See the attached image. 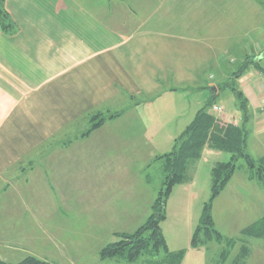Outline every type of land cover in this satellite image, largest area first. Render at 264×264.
Masks as SVG:
<instances>
[{"label": "crops", "instance_id": "crops-1", "mask_svg": "<svg viewBox=\"0 0 264 264\" xmlns=\"http://www.w3.org/2000/svg\"><path fill=\"white\" fill-rule=\"evenodd\" d=\"M3 7L16 26L13 35L0 31V211L15 219L12 229L25 223L13 213L14 196L23 201L39 167V174L52 173L50 156L83 145L103 127L105 119L86 131L97 115L114 122L126 110L145 107L160 127L187 116L184 130L212 97L217 104L234 54L254 56L232 79L248 78L252 69L236 91L245 115L256 111L264 125V59L257 60L264 51V0H4ZM193 93L201 99L189 103ZM245 115L223 112L220 120L244 128ZM216 153L206 148L198 162ZM128 204L91 219L140 225L139 205Z\"/></svg>", "mask_w": 264, "mask_h": 264}, {"label": "rangeland", "instance_id": "rangeland-1", "mask_svg": "<svg viewBox=\"0 0 264 264\" xmlns=\"http://www.w3.org/2000/svg\"><path fill=\"white\" fill-rule=\"evenodd\" d=\"M127 4L126 8L131 7V2ZM259 48L254 47L255 51ZM232 58L224 71L229 79L221 82H232L238 90L241 80L251 77L252 69L246 71L248 78L243 76L233 80L232 76L252 58L236 54ZM206 85L204 102L211 95ZM201 96L193 93L188 96L189 103L200 100ZM216 103L215 106H221L225 114L241 115L237 96L231 91L221 92ZM247 113L243 112L250 118L244 125L246 145L249 146L246 152L257 161L264 157V125L255 116L256 111ZM153 114L141 107L120 113L112 122L104 113L91 121L86 131L99 119L106 120L104 126L93 131L83 145L60 149L50 156L55 160L52 173L39 174V167V173L32 174L29 188L22 195L23 201L14 196V207L18 210L13 213H18V220H25V223H19L22 227L12 229L10 224L15 223V219L10 220L5 210L0 211V261L17 264L31 256L52 264H100V252L105 245L116 242L119 235H132L144 225L151 214L149 209L146 215L147 207L151 203L153 205L164 188L162 168L156 159L172 151L173 139L184 131L180 125L190 122L184 115L173 118V125L169 119L167 128L164 125L160 127L159 118ZM212 157L205 156L203 162L190 165L187 172L189 181L175 185L169 193L164 205L165 220L160 224L166 248L171 254L184 252L180 264H219L224 251L228 256L223 264H231L245 244L249 250L245 264H264V241L241 235L242 230L264 217V188L248 178L243 160L237 162V168L224 190L211 200L213 229L225 241L233 242V246L228 247L225 242L219 244L213 238L198 249L191 246L204 204L211 199L214 162L227 163L230 160V155L222 152ZM190 184L194 188L192 191ZM50 186L54 190L46 192ZM126 201L131 206L139 205L137 221L140 225L134 220L123 224L114 221L95 223L91 219L99 213L114 215L121 212L120 205ZM33 216L36 220L32 219ZM7 223L9 229L6 228ZM150 258L144 255L128 262L123 255L106 259L112 263L103 264H148ZM154 259H161V256Z\"/></svg>", "mask_w": 264, "mask_h": 264}, {"label": "trees", "instance_id": "trees-1", "mask_svg": "<svg viewBox=\"0 0 264 264\" xmlns=\"http://www.w3.org/2000/svg\"><path fill=\"white\" fill-rule=\"evenodd\" d=\"M4 0H0V31L6 35H13L16 32V26L11 21L3 7ZM253 64V60L241 66L235 76H239L246 70L248 65ZM254 66L257 68V64ZM222 91L229 90L237 96L239 108L245 112V100L241 94L234 89L231 83L225 84ZM214 98L200 109L192 122L184 131L175 138L172 151L156 159L162 168L164 177V188L160 190L157 198L151 206V214L147 221L132 235L122 234L117 236L115 243L104 247L100 252L101 259H112L125 255L128 262L148 255L150 260L148 264H180L184 252L171 254L168 252L160 224L165 220L164 205L165 201L172 191V188L181 184L183 181H189L187 175L189 166L198 162L204 149L208 148L216 152L227 153L230 160L227 163H217L211 169V199L204 204L201 218L193 234L191 246L194 249L205 246L208 239L213 238L217 243L225 242L226 245L233 246V242L225 241L222 236L214 231L211 219V200L217 197L226 187L237 168V162L243 160L250 180H255L264 188V158L254 160L247 152L246 132L241 126H233L223 123L220 119H214L208 115V110L214 105ZM100 117L99 115H97ZM104 120H99L93 124L92 130L102 125ZM242 237L253 240L264 241V217L257 220L251 226L242 230ZM245 243V242H244ZM228 250V248H227ZM161 256V259H154ZM228 254L226 251L221 253L219 264L226 261ZM249 256V250L242 244L239 254L234 258L231 264H245ZM0 264H8L0 261ZM17 264H52L46 261L38 260L34 257H26Z\"/></svg>", "mask_w": 264, "mask_h": 264}, {"label": "built area", "instance_id": "built-area-1", "mask_svg": "<svg viewBox=\"0 0 264 264\" xmlns=\"http://www.w3.org/2000/svg\"><path fill=\"white\" fill-rule=\"evenodd\" d=\"M222 113L223 111L220 107L213 106L208 110L207 114L213 117L214 119H219Z\"/></svg>", "mask_w": 264, "mask_h": 264}, {"label": "water", "instance_id": "water-1", "mask_svg": "<svg viewBox=\"0 0 264 264\" xmlns=\"http://www.w3.org/2000/svg\"><path fill=\"white\" fill-rule=\"evenodd\" d=\"M264 59V51L259 55V57H258V61H261V60H263Z\"/></svg>", "mask_w": 264, "mask_h": 264}]
</instances>
